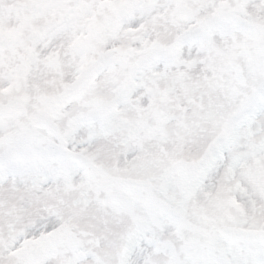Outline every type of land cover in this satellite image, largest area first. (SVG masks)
<instances>
[{
	"label": "snow or ice",
	"instance_id": "snow-or-ice-1",
	"mask_svg": "<svg viewBox=\"0 0 264 264\" xmlns=\"http://www.w3.org/2000/svg\"><path fill=\"white\" fill-rule=\"evenodd\" d=\"M0 264H264V0H0Z\"/></svg>",
	"mask_w": 264,
	"mask_h": 264
}]
</instances>
